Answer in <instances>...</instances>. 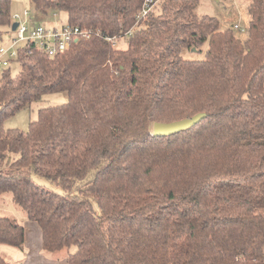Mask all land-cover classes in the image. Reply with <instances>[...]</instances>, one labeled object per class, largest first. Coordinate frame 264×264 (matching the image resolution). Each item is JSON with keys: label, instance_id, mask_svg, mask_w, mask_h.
I'll return each mask as SVG.
<instances>
[{"label": "trees", "instance_id": "1", "mask_svg": "<svg viewBox=\"0 0 264 264\" xmlns=\"http://www.w3.org/2000/svg\"><path fill=\"white\" fill-rule=\"evenodd\" d=\"M11 1L0 25H12ZM30 1L92 31L54 57L27 41L21 72L1 68L0 195L39 226L43 250L67 249V264H264V0H250L246 41L198 15V0H164L140 23L144 0ZM206 43L205 59L183 56ZM50 92L68 100L26 131L4 127ZM198 113L188 130L153 135ZM25 241L0 216V244Z\"/></svg>", "mask_w": 264, "mask_h": 264}, {"label": "rangeland", "instance_id": "2", "mask_svg": "<svg viewBox=\"0 0 264 264\" xmlns=\"http://www.w3.org/2000/svg\"><path fill=\"white\" fill-rule=\"evenodd\" d=\"M198 1V5L195 9L198 15L213 16L219 20L220 29L226 30L231 28L233 29L236 36L239 37L242 41H246L248 39V29L251 21V14L249 11L250 0ZM163 2L164 0H161L158 5H156L154 12L158 13L160 11V7ZM25 11L29 12L28 26L30 27L40 24L45 26L60 25L65 23L70 24L67 19V13L64 10L51 9L46 14H44L37 10L35 5L30 0H12V25L13 23L17 22L15 21L14 15L20 14L21 16H23ZM235 24L239 25L240 28H235ZM12 25H0V49L2 47H9L13 43V39L17 36L15 30L12 29ZM114 38L115 42L112 41L114 46L125 47L127 45L128 39L126 37ZM73 42L71 43V45L73 44ZM23 43L25 42L18 43L15 46L17 54L18 47ZM207 48L208 43L204 44L200 50L184 49L183 56L191 60H202L206 58ZM17 54L10 59L9 64L6 66L9 67L12 76L18 75L22 70L21 64L18 61L14 60L17 57ZM1 68L0 79L2 77ZM67 100L68 94L66 92L45 93L40 98L34 99L27 107L19 110L13 115H8L4 119V127L7 129H20L26 131L29 127L30 122L37 119L40 108L50 105H58L66 102ZM34 177L37 182L45 185L46 187H49L50 189L56 190L60 193L65 192L60 185L50 182L48 179L42 177L41 175H35ZM0 216H8L16 219L19 223L23 224L26 227L27 232H33L35 228H38L40 230L39 226L35 222L28 219L25 210L13 200L12 194L9 192L0 195ZM31 250L32 247L29 245V243L25 244L24 250L18 247L0 244V256H3L7 260V264H22L24 258L29 254V252H31ZM71 250H74V247L71 248ZM65 252H67V249H65Z\"/></svg>", "mask_w": 264, "mask_h": 264}, {"label": "built area", "instance_id": "3", "mask_svg": "<svg viewBox=\"0 0 264 264\" xmlns=\"http://www.w3.org/2000/svg\"><path fill=\"white\" fill-rule=\"evenodd\" d=\"M160 1L144 0L137 14V23L147 20ZM28 13V11H25L23 16L20 14L14 15L15 21L18 22V27L15 30L17 36L9 47H2L0 49V68L6 67L10 59L17 54L15 46L18 43L32 41L42 52L49 56H55L68 49L73 41L91 37L92 31L90 28L68 23L50 26L40 24L30 27L28 26ZM234 27L240 28L237 24ZM130 34H132V31L126 33L127 36ZM107 38L115 42L114 37Z\"/></svg>", "mask_w": 264, "mask_h": 264}, {"label": "crops", "instance_id": "4", "mask_svg": "<svg viewBox=\"0 0 264 264\" xmlns=\"http://www.w3.org/2000/svg\"><path fill=\"white\" fill-rule=\"evenodd\" d=\"M27 243L32 247V250L24 258L22 264H67V252L65 250L56 252H45L43 250L41 229L35 228L33 232H27L26 230L25 244Z\"/></svg>", "mask_w": 264, "mask_h": 264}, {"label": "water", "instance_id": "5", "mask_svg": "<svg viewBox=\"0 0 264 264\" xmlns=\"http://www.w3.org/2000/svg\"><path fill=\"white\" fill-rule=\"evenodd\" d=\"M18 23L15 22L12 25V29L16 30ZM206 117L205 113H198L192 117L176 120L172 122H155L153 125L154 136H170L177 134L181 131L188 130L195 126L202 119Z\"/></svg>", "mask_w": 264, "mask_h": 264}]
</instances>
